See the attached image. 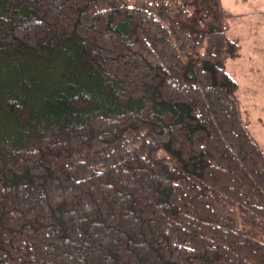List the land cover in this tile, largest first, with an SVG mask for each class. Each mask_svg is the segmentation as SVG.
I'll list each match as a JSON object with an SVG mask.
<instances>
[{
    "label": "trees",
    "instance_id": "obj_1",
    "mask_svg": "<svg viewBox=\"0 0 264 264\" xmlns=\"http://www.w3.org/2000/svg\"><path fill=\"white\" fill-rule=\"evenodd\" d=\"M222 0H0V264H264V148Z\"/></svg>",
    "mask_w": 264,
    "mask_h": 264
},
{
    "label": "rangeland",
    "instance_id": "obj_2",
    "mask_svg": "<svg viewBox=\"0 0 264 264\" xmlns=\"http://www.w3.org/2000/svg\"><path fill=\"white\" fill-rule=\"evenodd\" d=\"M222 1L224 5L229 4L228 0ZM263 6L264 0H259V4L256 1L243 0L241 2L239 0L229 10L232 13L229 20L232 28H230V32L232 30L236 36L235 38L240 41L242 48L238 56L227 61V70L239 83L238 94L244 121L247 123L252 135L264 148V41H262V39L264 40V29L259 24L264 15L258 10V7ZM252 37L256 38L263 47L261 58H257L255 61L247 60L249 59L248 50L250 48L245 49L244 47L246 41H249V38ZM250 62L253 63L248 69L253 73L248 72L245 67V64L248 65ZM253 65L256 67L255 70Z\"/></svg>",
    "mask_w": 264,
    "mask_h": 264
},
{
    "label": "crops",
    "instance_id": "obj_3",
    "mask_svg": "<svg viewBox=\"0 0 264 264\" xmlns=\"http://www.w3.org/2000/svg\"><path fill=\"white\" fill-rule=\"evenodd\" d=\"M229 1V4L228 5H226L225 4V6L229 9V10H231L233 7H234V5L239 1V0H231V4H230V0H228ZM241 2L243 1V0H240ZM247 1V0H246ZM249 1H251V2H253V1H256V2H258V4H259V0H249ZM262 1V0H261ZM245 7V6H244ZM258 10L259 11H261L262 13H263V15H264V6L263 7H258ZM233 20V19H232ZM231 23H232V21H230ZM259 24L260 25H262L263 26V29H264V18L262 19V21H260L259 22ZM230 28H231V25L229 24V32H230ZM232 29V28H231ZM264 32V31H263ZM230 34L232 35V36H234V37H236L235 35H234V33L232 32V30H231V32H230ZM262 39V38H261ZM246 41V40H245ZM262 41H264L263 39H262ZM245 49H248V48H250L249 50H248V52H249V59H247V60H256L257 58H261V53H262V49H263V47L260 45V43H259V41L256 39V38H254V37H252V38H249V41H246V44H245ZM241 48H242V46H241ZM252 50V51H251ZM252 53V54H251ZM253 61V62H254ZM253 62H250L248 65H246L245 64V67H246V70L248 71V72H250L249 71V69H248V67L249 66H252L251 64L253 63ZM253 68H254V70L256 69V67H255V65H253ZM250 73H253V72H250Z\"/></svg>",
    "mask_w": 264,
    "mask_h": 264
}]
</instances>
